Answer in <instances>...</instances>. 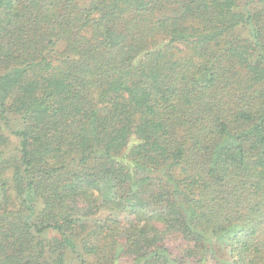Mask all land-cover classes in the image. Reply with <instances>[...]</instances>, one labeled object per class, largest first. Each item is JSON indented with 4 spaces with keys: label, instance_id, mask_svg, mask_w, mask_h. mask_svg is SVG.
Listing matches in <instances>:
<instances>
[{
    "label": "trees",
    "instance_id": "1",
    "mask_svg": "<svg viewBox=\"0 0 264 264\" xmlns=\"http://www.w3.org/2000/svg\"><path fill=\"white\" fill-rule=\"evenodd\" d=\"M74 263L264 264V0H0V264Z\"/></svg>",
    "mask_w": 264,
    "mask_h": 264
},
{
    "label": "rangeland",
    "instance_id": "2",
    "mask_svg": "<svg viewBox=\"0 0 264 264\" xmlns=\"http://www.w3.org/2000/svg\"><path fill=\"white\" fill-rule=\"evenodd\" d=\"M169 244L172 245L175 249H179L180 245H181V242L180 240H178V238H174L172 239L171 241H169ZM76 263V262H75ZM74 263V264H75Z\"/></svg>",
    "mask_w": 264,
    "mask_h": 264
}]
</instances>
